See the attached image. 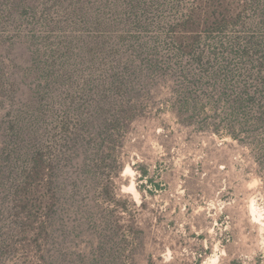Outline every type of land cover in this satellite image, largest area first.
<instances>
[{"label": "rangeland", "instance_id": "1", "mask_svg": "<svg viewBox=\"0 0 264 264\" xmlns=\"http://www.w3.org/2000/svg\"><path fill=\"white\" fill-rule=\"evenodd\" d=\"M193 1L0 0V264H264V127L174 112L181 46L255 41L215 67L264 97V0Z\"/></svg>", "mask_w": 264, "mask_h": 264}, {"label": "trees", "instance_id": "2", "mask_svg": "<svg viewBox=\"0 0 264 264\" xmlns=\"http://www.w3.org/2000/svg\"><path fill=\"white\" fill-rule=\"evenodd\" d=\"M203 1L204 0H194L193 5L196 4V7L189 9L190 11L184 12L182 17V24H184L185 28H187L185 29L186 32H196L199 30L196 29L193 25V20L196 17H203V13H206L208 21H211L212 23L215 19L218 20L220 17L229 18L232 16H239L238 14H235L233 12L230 6L229 9L228 7H224L223 9L216 10L213 9V5H209V7L204 11V4L202 3ZM211 1L215 4L221 1L223 3L222 6H224L225 2H227V0ZM15 3L22 4V0H15ZM197 9L199 10V12L197 11ZM236 44L238 43L236 42L232 44V48L236 49H231L224 52V50H227L228 48H223L222 53L217 48L213 47H204L196 52H193L192 50L189 51V49H187L188 46H181L177 50L178 57H184L193 66L196 64L201 69V72L197 75H191V69L182 67L181 72L185 80V89L182 93H179L178 101L174 104L176 107L174 109V112L180 118L185 117L186 115L188 117H193L197 113L196 111L199 107V104L203 100V96L197 93V91L203 88L204 78L211 79L213 94H210L208 96L207 102L212 105V109L216 112V114H214L213 116L214 120L220 118L218 122L213 121L215 125L214 127H212V129L215 132L219 133V127L223 126L226 129V133H228L233 139H240L241 136L238 132H243L245 125L250 121H252L256 125H261L264 127V97H260L258 102L257 96L255 95V93H252L248 89V87L242 86L241 88L239 87L240 89H232L229 87L227 81H223L221 79V71L226 69V63H221L217 65V67H215L216 64H218L222 60L229 59L230 56L233 55H238L240 60L250 62L252 60L253 53H258V50L260 51V47L256 46V42L252 40H249V44L251 47L248 46L244 49L236 47ZM253 49H255V51H253ZM227 75H229V73L225 72V76ZM262 85L264 89V79L262 80ZM229 89L231 90L229 91ZM219 105H222L223 114L221 111L220 113H217V106ZM260 105H262L261 108ZM256 106L258 107V110L255 111L256 115H254L253 119H251L252 109H254ZM201 126L203 128H206V126L208 125L205 124ZM104 129L105 127H103V129H99V131L102 132Z\"/></svg>", "mask_w": 264, "mask_h": 264}]
</instances>
